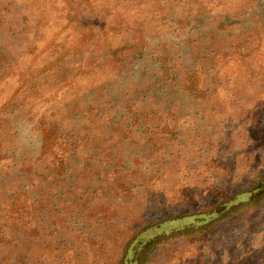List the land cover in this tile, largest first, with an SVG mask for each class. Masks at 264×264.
Here are the masks:
<instances>
[{
    "label": "rangeland",
    "instance_id": "rangeland-1",
    "mask_svg": "<svg viewBox=\"0 0 264 264\" xmlns=\"http://www.w3.org/2000/svg\"><path fill=\"white\" fill-rule=\"evenodd\" d=\"M263 178L264 0H0V264H264Z\"/></svg>",
    "mask_w": 264,
    "mask_h": 264
},
{
    "label": "trees",
    "instance_id": "trees-1",
    "mask_svg": "<svg viewBox=\"0 0 264 264\" xmlns=\"http://www.w3.org/2000/svg\"><path fill=\"white\" fill-rule=\"evenodd\" d=\"M258 183L259 184L257 187L251 189V191H248L245 194L250 197L251 195L255 194L254 192L260 191L261 189L264 188V178L261 179ZM238 198H240V197L236 196L233 199V201H231V204H234L236 202V199H238ZM252 199H253V202L257 201V199H255V197L250 198V200H252ZM227 209H228L227 205H223L221 207H218L217 210H213V212L211 214L212 215H218ZM195 220L200 222V221H203L204 219H203V216H201V217H199V219L197 217ZM166 223H168V222H163L162 224H159V225H156L153 227H147V228L145 227V228L140 229L139 232L133 234L130 242L124 248V253H123L124 255L122 258V264H135L137 262L139 254L142 252V250L144 248H146L147 246H151V244L153 243L154 236L163 232V226ZM149 231H152L153 233L149 235L148 234Z\"/></svg>",
    "mask_w": 264,
    "mask_h": 264
}]
</instances>
